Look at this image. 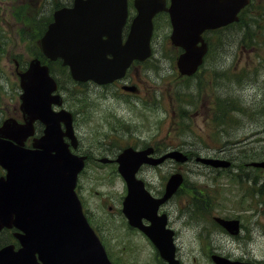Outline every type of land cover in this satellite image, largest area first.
<instances>
[{
    "label": "water",
    "instance_id": "water-1",
    "mask_svg": "<svg viewBox=\"0 0 264 264\" xmlns=\"http://www.w3.org/2000/svg\"><path fill=\"white\" fill-rule=\"evenodd\" d=\"M145 2L147 5L140 7L144 9H140L122 45L120 27L124 19V0H74L72 8L54 12L53 22L40 39L41 50L50 60L61 58L76 81L91 79L105 83L119 78L133 59H143L149 53L151 17L164 8L161 0L160 3ZM247 3L248 0H171L167 9L172 25L170 40L174 46L183 49L176 60L181 75L193 74L202 62L207 48L202 32L237 21V14ZM108 54L111 55L109 59ZM20 82L24 90L22 110L34 96L37 105L49 108V96L55 89V82L48 75L46 66H40L38 60L33 59L29 69L20 75ZM65 123L68 132L70 125ZM58 131L57 126L49 123L46 134L35 142L36 150L31 152L18 147L7 149L0 144V165L7 171L6 177L0 179V229L15 227L22 232L16 234L20 244L18 250L15 251L12 245L0 250V264H111L87 224L74 192L81 159L70 154L57 135ZM146 153L127 150L119 160V171L128 185L123 211L129 224L139 227L157 245L160 255L169 264H177L173 260L172 247L168 251L164 246V221L155 215L156 204L147 195L143 196L142 183L134 178L135 171L144 161L152 164L161 161L148 160ZM126 155L130 156V165L124 161ZM167 156L179 162L185 160L178 152ZM202 161L214 167L229 165L220 160ZM251 166L264 169V161L251 163ZM181 181L179 174L172 175L157 204L170 197ZM142 217L150 220L152 225L142 226ZM215 220L229 233L237 232L238 221ZM212 260L216 264H243L218 256H213Z\"/></svg>",
    "mask_w": 264,
    "mask_h": 264
},
{
    "label": "rangeland",
    "instance_id": "rangeland-1",
    "mask_svg": "<svg viewBox=\"0 0 264 264\" xmlns=\"http://www.w3.org/2000/svg\"><path fill=\"white\" fill-rule=\"evenodd\" d=\"M53 2L58 1L0 0V25L2 20H9L3 10L9 9L10 6L21 12L26 11L29 19H35L39 15L38 3L41 5L40 14L47 16L54 8ZM253 3L254 5L246 12L243 24L249 25L250 28L239 31L235 37L234 33L231 34L232 32L222 37L221 50H217L220 53L218 79H214L212 73L204 71L199 73L195 81L187 82L188 84L198 82L199 89L197 92L193 90V97L190 98L195 105L187 107L183 104V108L187 110L183 113L180 104L178 105L179 101L182 104L183 101L186 103L190 100L187 97H181L179 88L186 81L177 74L172 61L176 50L171 47L167 37L169 27L165 19H160L158 32L152 42L155 49L154 57L159 58L155 91L158 101L154 109H148L145 113L148 124L153 118L162 121L158 137L160 140L163 139L164 143L177 147L180 146V141L192 144L199 141V144H196L197 147L201 146L203 148L201 151L206 153L213 150L215 145H218L219 149L222 143L229 142L230 144L226 147L228 153L238 154V149H249L254 153L252 156L254 160L264 158V0H254ZM30 27L32 28L30 31L33 30L32 24ZM245 35L249 47L241 45V41L245 42L243 40ZM14 40L11 49L6 48L0 52V73L9 74L10 70L7 67L13 66V64L9 65L5 55L9 53L12 62V56L22 50L15 35ZM29 58L30 56L25 57V61ZM212 60L214 59L208 62ZM208 74L212 76L211 82H207ZM57 76L64 87L77 90V87L63 76L59 74ZM205 85L208 90L202 91ZM217 89L218 104L222 105L221 110L227 111L225 108L227 99L235 102L236 109L228 111L227 119L221 127L218 122V136H215L210 135L209 130L203 125L211 118L207 115L204 118L206 109L204 108L203 112L199 103L209 102L207 106L214 105V93ZM62 93H64L63 90ZM78 97L82 99L81 94H78ZM133 115L134 111H132ZM178 120L184 122L181 123L183 128L180 132L179 126L175 125ZM75 127H79V131L86 137H91L90 119H85L83 123ZM145 136H150V132H145ZM216 137L218 140L214 139ZM244 161H237L242 162L240 165L243 170L240 171L238 165L229 172H219L218 175L216 172L207 173L201 165L195 163L183 165L180 169L185 179L184 187L202 190L203 197L208 203L207 211L197 213L199 218H192L191 208L199 203L193 198L192 193L187 194L182 189L165 207L176 232L178 248L176 256L181 264H213L207 254L208 247L210 251L232 259L264 260V170L258 171L245 167ZM173 166L177 168L179 165L167 162L157 175L146 176L152 190L162 187V184L160 185L162 179ZM88 174L89 172L78 178L77 192L84 199V207L91 215L93 222L99 226V233L109 243L114 252L113 255L119 256L118 259L122 264H157L153 259L154 252L143 236L135 231L127 230L123 222L119 212L118 196H121L122 192L119 176L106 168L99 169L96 175ZM109 207L112 209L109 210ZM213 216L238 218L242 226L240 234L235 238L219 227L210 226L213 224Z\"/></svg>",
    "mask_w": 264,
    "mask_h": 264
},
{
    "label": "flooded vegetation",
    "instance_id": "flooded-vegetation-1",
    "mask_svg": "<svg viewBox=\"0 0 264 264\" xmlns=\"http://www.w3.org/2000/svg\"><path fill=\"white\" fill-rule=\"evenodd\" d=\"M57 1V7H54L49 15L51 21L52 13L55 10L60 9V7L64 6L70 7L73 3V0ZM136 1L138 0H126V17L121 29V37L123 40L129 32L133 18L138 14ZM164 2L166 6L169 5V0H164ZM9 6L10 5L8 4V7ZM3 12L5 13V15H8L9 20L1 21L0 48L11 49L12 44L15 41V35L17 43L21 44L22 50L18 54L12 56V62L10 59V54L7 53L5 55V58L8 61L9 65L13 64V66L7 67V69L10 70L9 74L4 72L0 73V126L6 120H11L15 125L27 122L24 120V118L27 117H23L22 113L20 112L19 97L21 90L19 86L18 74L24 71L28 66L29 59L25 61V57H29V49L31 46V40L29 38V26L19 24L14 19L12 8L9 7V9L3 10ZM167 16L168 15L166 11H160L156 13L152 20L153 27H155V23L159 21L157 20L158 18H166ZM4 22H6V24H4ZM158 62L159 58L157 57H151L149 60H146L144 62L135 61L130 64L122 79L114 81L108 85H97L93 82L79 83L77 85V90H74L73 93L81 94L82 99H80L78 95L70 97L68 99L67 94H62V108L69 111L72 116L73 132L77 139L75 148H71V150L76 155H78V157L84 159V167L80 174H86L87 172H89L88 175H96L97 171L103 168L108 169L111 173L114 172L115 174H117L118 164L116 163V159L127 148H131L134 151L138 152L147 150L149 152L147 156L148 159H157L166 152L174 149V147L170 146L171 144L164 143L163 139H159V120L157 118H153L150 124H148L147 115L145 113V111H147L148 109H154L158 101L155 93V91L157 90L156 80L158 78ZM50 65H54V67L56 68L59 67V63L57 61L50 63ZM215 69H218V66H216ZM207 71L209 73H212V68L208 69ZM195 76L196 75H194V77ZM124 86L135 87L136 91H126L123 89ZM217 93L218 89L215 90L214 93L215 98L213 99V108L211 106H207V103L209 102L199 103L201 108L205 107L206 109L204 118H206L207 116H210L211 118L212 115L218 113ZM59 109L60 108L53 107L54 111H58ZM132 111H134L133 116ZM202 111L204 112V109H202ZM217 118L218 115L216 117L215 114L214 121H206L203 123L204 127L209 130L210 135L218 136ZM85 119H90V122L92 124L91 137L89 138L86 137L83 132L79 131V127H75L76 125H79V123H83ZM44 130L45 126L41 121H34L33 135H29L25 138V140L22 141V147L25 149H31L33 147V140L41 137L44 134ZM145 132H150V136H145ZM85 138L87 139L86 141ZM215 139L218 140V137H216ZM66 140L67 139H65V141ZM181 151L186 154L188 158L186 164L195 163V158L198 157H196V155L198 154L203 157L218 158V150H209V152L205 153L204 151L201 152L197 148L187 147L182 149ZM219 156L226 157V154H219ZM168 161L172 162L171 160H167L160 166L156 167H152L148 163H144L138 168L136 177L143 181L145 188H147L148 186L150 187L149 183L147 182L146 176H148L149 174L157 175L158 171ZM175 169L176 167H171L169 170L170 172H167L166 176L168 177L173 172H175ZM208 169L209 172L212 171V169H210L209 167ZM4 174V170L0 167V177L4 176ZM166 179L167 178L162 179V188L157 187L155 191L150 192L156 197L161 196ZM126 192L127 189L125 182H122L121 196L118 197V199H120V210ZM111 209L112 207H109V210ZM162 213L167 215L168 212ZM122 219L127 227V230L137 232L138 234L143 236V238L151 246L154 252L153 259L156 260L157 264H164V261L157 255L151 242L141 232L130 229L123 216ZM143 224L148 225L149 223L143 220ZM213 224L218 226L216 223ZM165 229L174 231V243L176 244V232L173 229L172 221L168 216ZM15 232V229H1L0 247H3L7 244H16L15 246L18 247V244L16 243L14 237ZM176 249L178 250L177 247ZM213 253L214 252L210 251L208 247L207 254L211 255ZM224 257L233 261L236 260L242 262L264 264V260L257 261L239 258L232 259L226 255Z\"/></svg>",
    "mask_w": 264,
    "mask_h": 264
},
{
    "label": "trees",
    "instance_id": "trees-1",
    "mask_svg": "<svg viewBox=\"0 0 264 264\" xmlns=\"http://www.w3.org/2000/svg\"><path fill=\"white\" fill-rule=\"evenodd\" d=\"M253 5H254L253 2L250 3L249 6L240 13L239 20H238L237 24L234 25L236 27L237 31H241L242 32V31H245V30L250 28L249 25L246 26V25H243V24H244V21H245L244 17L246 15V10L251 8ZM29 21L32 24L35 23L38 26V28L42 29L43 21H45V18L44 17H39V18H36V19L31 18V19H29ZM44 25H45V23H44ZM230 27H233V26H230ZM230 27H228V29H231ZM224 31L225 30L223 29V30H220V31L212 32L211 36L216 38V44L214 45L213 43L212 44L210 43V55L211 56H217V55L219 56V53H218L217 50H219L220 47L222 46L221 40H222V37L225 36V32ZM208 40H210L209 36H208ZM35 54H37V53H35ZM200 197H201L200 198V203L198 204L199 206L195 205L194 207L191 208L192 209V211H191L192 212L191 213L192 216L198 215L197 213H203V212L208 210V208H207L208 204H207L205 198L203 197V195H200ZM196 206H197V208H196Z\"/></svg>",
    "mask_w": 264,
    "mask_h": 264
}]
</instances>
